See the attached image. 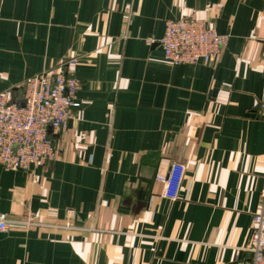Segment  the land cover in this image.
<instances>
[{
	"label": "crops",
	"instance_id": "obj_1",
	"mask_svg": "<svg viewBox=\"0 0 264 264\" xmlns=\"http://www.w3.org/2000/svg\"><path fill=\"white\" fill-rule=\"evenodd\" d=\"M194 16L228 43L175 65L165 23ZM68 59L81 83L57 159L0 171V264H252L264 186V0H0V92ZM186 166L179 198L157 181Z\"/></svg>",
	"mask_w": 264,
	"mask_h": 264
},
{
	"label": "built area",
	"instance_id": "obj_2",
	"mask_svg": "<svg viewBox=\"0 0 264 264\" xmlns=\"http://www.w3.org/2000/svg\"><path fill=\"white\" fill-rule=\"evenodd\" d=\"M228 43L207 21L194 16L165 23L159 41L164 59L175 64L214 63ZM75 59L64 60L56 71H47L28 78L24 83V102L11 101L10 92H0V171L30 170L57 159L52 133L68 129L74 110L87 102L78 99L81 81L69 71ZM264 119V100L258 107ZM186 176V166L173 163L166 175L157 177L164 186L163 197L176 201ZM261 207L254 215V228L246 248L252 264H264V186ZM37 225L34 217L15 220L0 213V231Z\"/></svg>",
	"mask_w": 264,
	"mask_h": 264
}]
</instances>
